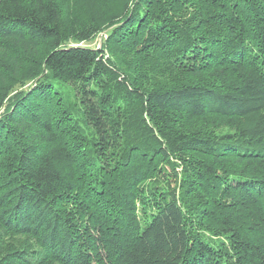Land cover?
Segmentation results:
<instances>
[{
    "label": "trees",
    "instance_id": "16d2710c",
    "mask_svg": "<svg viewBox=\"0 0 264 264\" xmlns=\"http://www.w3.org/2000/svg\"><path fill=\"white\" fill-rule=\"evenodd\" d=\"M0 264H264V0H0Z\"/></svg>",
    "mask_w": 264,
    "mask_h": 264
},
{
    "label": "rangeland",
    "instance_id": "374dc122",
    "mask_svg": "<svg viewBox=\"0 0 264 264\" xmlns=\"http://www.w3.org/2000/svg\"><path fill=\"white\" fill-rule=\"evenodd\" d=\"M105 33V32H104ZM104 33H101L96 39H94L91 42H81L83 45H91V46H100L102 43V37L104 36Z\"/></svg>",
    "mask_w": 264,
    "mask_h": 264
}]
</instances>
